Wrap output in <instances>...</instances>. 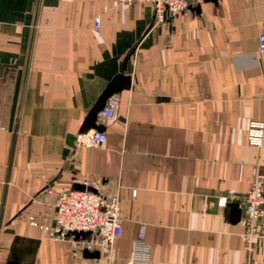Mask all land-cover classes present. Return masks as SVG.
I'll return each instance as SVG.
<instances>
[{
	"label": "crops",
	"instance_id": "crops-1",
	"mask_svg": "<svg viewBox=\"0 0 264 264\" xmlns=\"http://www.w3.org/2000/svg\"><path fill=\"white\" fill-rule=\"evenodd\" d=\"M261 32L264 0L189 2L156 24L148 3L0 0V264H107L29 224L53 227L54 196L85 182L120 192L112 263L130 259L141 222L149 264L245 262L229 203L264 173V142L246 139L264 122ZM133 49L105 143L68 146ZM252 258L264 264V241Z\"/></svg>",
	"mask_w": 264,
	"mask_h": 264
},
{
	"label": "built area",
	"instance_id": "built-area-1",
	"mask_svg": "<svg viewBox=\"0 0 264 264\" xmlns=\"http://www.w3.org/2000/svg\"><path fill=\"white\" fill-rule=\"evenodd\" d=\"M205 0H116L118 5L129 6L134 3H148L154 8L156 23L163 21L165 13L173 17L179 16L191 2L201 5ZM96 29L100 27V17L93 19ZM258 48L264 53V32L257 36ZM116 102H107L101 117L111 123L114 118ZM105 134L94 130L77 136L81 147L99 148L105 143ZM246 139L250 146L261 148L264 142V122H252L246 130ZM62 191L54 196L52 217L53 227L38 225L34 217H29V224L43 230L54 241H62L70 235L87 234V237L76 242L83 243L85 249H97L111 262V253L115 242L122 234V218L119 190L111 194L87 190ZM50 194L51 191L47 190ZM135 192H132L134 195ZM226 198L218 200V206L225 204ZM244 231L241 234L242 246L247 253V259L242 264H257L252 258L255 246L264 241V173L259 171L251 181L247 193L240 200ZM146 224L139 223L136 238L133 242L130 259L121 264H149L150 247L145 242Z\"/></svg>",
	"mask_w": 264,
	"mask_h": 264
},
{
	"label": "water",
	"instance_id": "water-1",
	"mask_svg": "<svg viewBox=\"0 0 264 264\" xmlns=\"http://www.w3.org/2000/svg\"><path fill=\"white\" fill-rule=\"evenodd\" d=\"M154 23L156 24V19L154 16ZM135 53V49L131 50L127 56L123 59L122 63V71L115 75L113 79L108 83L102 94L97 99L96 103L92 107V109L89 111L87 116L85 117L82 125L77 131V134H69L66 137V143L70 147L79 146L77 143V136L80 134H86L91 130L97 131V132H103L105 130V127L108 125L107 121H105L101 117V113L103 112L106 104L110 100H118L117 95L120 94L124 90H129L131 88V78L129 76L125 75L126 72V65L129 59L133 57ZM84 186H77L76 190H84ZM87 190L96 192L95 189L87 188ZM230 207V220L233 223H237L241 219L242 215V209L240 207V201L231 202L229 203ZM71 238L70 235H68L67 238ZM87 237V234H76L72 238H74L75 241H78L79 239H85ZM87 256L92 258H99L101 256L100 251L95 252H88L87 250L84 252ZM9 264H19L18 262H10Z\"/></svg>",
	"mask_w": 264,
	"mask_h": 264
}]
</instances>
